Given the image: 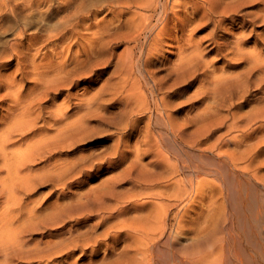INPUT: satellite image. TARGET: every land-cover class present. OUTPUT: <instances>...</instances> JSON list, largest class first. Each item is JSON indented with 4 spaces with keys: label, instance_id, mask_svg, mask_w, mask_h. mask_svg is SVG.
I'll list each match as a JSON object with an SVG mask.
<instances>
[{
    "label": "bare ground",
    "instance_id": "bare-ground-1",
    "mask_svg": "<svg viewBox=\"0 0 264 264\" xmlns=\"http://www.w3.org/2000/svg\"><path fill=\"white\" fill-rule=\"evenodd\" d=\"M228 1L0 0V264L76 250L104 264L121 241L160 252L188 207L264 194V0ZM100 66L112 69L97 89L69 92ZM104 167L119 171L84 190Z\"/></svg>",
    "mask_w": 264,
    "mask_h": 264
},
{
    "label": "rangeland",
    "instance_id": "rangeland-1",
    "mask_svg": "<svg viewBox=\"0 0 264 264\" xmlns=\"http://www.w3.org/2000/svg\"><path fill=\"white\" fill-rule=\"evenodd\" d=\"M230 1H232V0H229L228 3H230ZM233 3L235 5H237L234 2V0L231 4H233ZM231 4H230V6H231ZM234 4L232 6H235ZM248 9H250L252 11L254 8H248ZM103 16H105L107 18L112 17L111 14L107 11V9L106 10L104 9V10L98 12L97 19H99ZM227 27H229V26H227ZM227 27L225 26L226 31H224V29H222L221 31L227 32L228 31ZM232 29L236 30L238 28H232ZM260 29H261V26L255 28V33H257V35H260V33L263 32V29H261V30ZM208 31H209V29L201 30L200 32L197 33V35L203 36V34L204 33L206 34ZM217 33H218V35L220 34V32H218V31H217ZM8 38H10L9 41L13 40L12 36L10 37V35L8 36ZM254 39H256V35L254 36L253 39L252 38L247 39L246 45L248 46V49H251L250 47L252 46V42L255 41ZM219 41H221V40H219ZM117 42H118L117 47L113 49L114 53L116 54V58L114 59V61H116L119 57H121L119 55L121 54V50L123 49V47L121 46V41H117ZM205 44H207V42H205L203 40V45H205ZM210 55H212V56H210ZM170 57L171 56H169V58ZM213 57H214V55L212 53V54L207 55L206 59L209 60V59H212ZM238 62H240V61H238ZM13 64L14 63L9 64L7 66H12ZM216 65L220 66V63H217ZM111 69H112V67L100 66L97 70H95L94 74L87 75V76H85L86 78H79L81 80H78L77 85L74 86L69 92L71 94L76 93L75 95L79 94V96H80V94L81 95L82 94L89 95L88 90H89V92H91V90L97 89L100 86V84L102 83V81L105 80V78L107 77V75L111 71ZM29 81H31V79H29ZM253 94H254V92H253ZM73 99L74 98H72V101L75 102L76 100L75 99L73 100ZM3 106H4V104H3ZM3 106L0 105V113L1 112L3 113L4 107H5V106L4 107ZM248 109H249V107L245 106V105L241 108V110L243 112L247 111ZM216 132L221 133V132H223V129L217 130ZM107 133H108V135L103 140H104V145L109 146L111 143H113V140L116 138V135H114V136H112V138H110V137H108L110 133L109 132H107ZM94 145H95V142L92 143L88 147H92ZM76 151H74V152H76ZM74 152H72V153H74ZM69 155H71V154H69ZM118 171H119V169L112 170L111 168L104 167L103 172L100 174L99 177H97L94 180H91V179L87 180V182L83 183L84 185L85 184L87 185V186L85 185L86 187L84 188V190L88 189V188L96 187L103 179H106V178L114 175ZM93 184H95V185H93ZM75 189L76 188H73V186L71 187V191L73 190L72 192H76ZM47 191H48V188H44V187L41 189L39 188L37 190V194L38 195L39 194H45V192L47 193ZM51 191H52L53 195L51 194V197L47 202H52L55 199H59V201H60L61 199H63L62 198L63 194L67 192V190H63L60 187H57L54 190L52 189ZM79 191H77V192H79ZM259 193H261V196H259V199L254 201L255 204L253 203L252 206H249V208H247V207L245 208L244 206H240V207L239 206H229V204L225 200L224 196H223L224 198H222L223 200L222 199L220 200L219 206H209V207L205 206L202 208L188 207V212H187L186 216L184 217L185 220H184L183 226H181L178 231H176L175 222L173 220L169 221L170 226L172 228V233L174 234V236H173L172 240L171 239L169 240V243H168V241H166L165 244L163 243V241L159 243V245H160L159 248H161L160 252L152 251L151 249H152L153 243L151 241H147V240L146 241L144 240L140 245H139V243L133 242L131 244V246L129 248H127V250L124 251L122 249H123L126 242L121 241L120 243L115 245V247H116L115 254H118L119 252L120 253L116 257H112L109 260H106L104 264H131V263L137 264L136 261L137 262L142 261L143 264H204L205 262H206L205 264H264V259H263L264 258V256H263L264 255V238L258 239L259 235H261V237H264V229H263L264 228V203H262L263 206H261L263 208V211L261 213L257 212L258 206L256 205L257 204L256 201H260L261 199L264 200V194H263V192H260V191H259ZM224 194H225V192H224ZM260 197H261V199H260ZM221 203L224 206H221L222 205ZM251 211H252V213H251ZM243 213H245L244 216L245 215L248 217L250 216L248 220L243 219ZM131 216H133V214L126 215V217H131ZM259 216L261 219H259ZM256 217H258L257 223L255 222V220H253ZM250 220H252V221H250ZM253 221L255 223V226H254ZM259 221H261L262 223ZM233 222H235V223L233 224ZM251 222L253 224L252 225L253 227H251ZM258 222L260 223L259 225H258ZM103 228H104L103 226L97 227L95 229L94 233L95 234L100 233L103 230ZM259 228H262V229H259ZM215 229H216V231H214ZM254 229L257 231L255 232ZM252 230L254 231V233ZM262 230H263V232H262ZM175 231L177 233H175ZM250 232H251V234H250ZM211 233H212V235H211ZM240 234H243V235L240 236ZM213 236H215L216 238ZM206 238H207V241L209 240L208 238H210V241H211L210 244H209L210 241L207 242ZM256 240H257V242H256ZM200 241L203 243V245L201 244ZM196 242H198L199 244ZM193 243H194V245H193L194 247L197 245L199 246L201 244L199 247L202 248L203 250L199 251L201 249H199L198 246H197L198 249L195 248L198 252H196L195 249L191 250L190 249L192 247L191 244H193ZM195 243L197 245H195ZM204 245H206V246H204ZM212 245H213V247H212ZM186 246H187V250L189 249V252L186 251V248H185ZM173 247H175V249ZM188 247H190V248H188ZM176 248L180 249L179 251H182V249H184L188 254L184 253L185 255L187 254L185 256L183 254V252H180V254L182 253L183 255L182 254L179 255V254H177ZM212 248H213V250H212ZM134 249H135V251H134ZM149 249H150V251H149ZM145 250H148L147 253H145V255H142L141 252H143ZM173 250H174V252H173ZM190 250H191V253H190ZM233 250H234V252H233ZM179 251H178V253H179ZM192 251H193V253H192ZM194 251H195V253H194ZM170 252H171V254H170ZM80 254H81V252L79 250H76L72 254V257L69 259L68 263H66V264H71V263L72 264H87L89 257L88 258L87 257L82 258L80 256ZM147 254H149V256ZM60 255L61 254H59V256H57V258H54L51 261L43 262L42 264H58V263L64 262L65 261V255H63V256H60ZM146 255L150 259H148L146 257ZM238 255H239V257H238ZM103 256H104V253H101L99 250L97 256L93 259L92 264L101 263L100 261H101V258ZM204 257H206V259ZM201 258H203V260ZM237 258L238 259L240 258V259L238 260ZM199 259L202 261L201 263H200ZM250 260H253V261L250 262ZM240 261H242V262H240ZM35 264H37V263H35Z\"/></svg>",
    "mask_w": 264,
    "mask_h": 264
}]
</instances>
